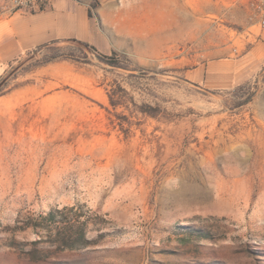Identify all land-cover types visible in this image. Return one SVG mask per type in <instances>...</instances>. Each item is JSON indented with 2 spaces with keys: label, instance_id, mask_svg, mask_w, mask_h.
<instances>
[{
  "label": "rangeland",
  "instance_id": "1",
  "mask_svg": "<svg viewBox=\"0 0 264 264\" xmlns=\"http://www.w3.org/2000/svg\"><path fill=\"white\" fill-rule=\"evenodd\" d=\"M68 1L89 40L0 48V264H264L253 0Z\"/></svg>",
  "mask_w": 264,
  "mask_h": 264
},
{
  "label": "crops",
  "instance_id": "2",
  "mask_svg": "<svg viewBox=\"0 0 264 264\" xmlns=\"http://www.w3.org/2000/svg\"><path fill=\"white\" fill-rule=\"evenodd\" d=\"M244 0H233L232 5H241ZM229 0H221V4L227 5ZM6 30L0 39L1 51L20 53L30 50L47 41L64 38H83L89 40L92 37L91 26L87 18V10L78 7L68 0H51L49 11H42L33 15L13 14L5 20Z\"/></svg>",
  "mask_w": 264,
  "mask_h": 264
},
{
  "label": "built area",
  "instance_id": "3",
  "mask_svg": "<svg viewBox=\"0 0 264 264\" xmlns=\"http://www.w3.org/2000/svg\"><path fill=\"white\" fill-rule=\"evenodd\" d=\"M13 8L30 10L33 8L35 0H10ZM251 6L254 8L258 16V24L260 27L264 28V0H253Z\"/></svg>",
  "mask_w": 264,
  "mask_h": 264
},
{
  "label": "trees",
  "instance_id": "4",
  "mask_svg": "<svg viewBox=\"0 0 264 264\" xmlns=\"http://www.w3.org/2000/svg\"><path fill=\"white\" fill-rule=\"evenodd\" d=\"M87 15H88V17H91V13H90V11L88 10L87 11ZM71 42H74V43H77V44H79V45H82V46H84V47H87V45L86 44H82L81 42H78V41H75V40H70ZM55 43H58L57 41H55V42H53V43H51V44H55ZM44 46H47V45H43V46H40V48H42V47H44ZM113 106H114V104H112ZM48 217L49 218H51V219H53V216H52V213H49L48 214ZM81 238V237H80ZM82 239V238H81ZM85 243H87L85 240H84V242H83V240H82V242L80 243V245H83V244H85ZM74 247H79V245L77 246V244H70L69 245V248H74Z\"/></svg>",
  "mask_w": 264,
  "mask_h": 264
}]
</instances>
